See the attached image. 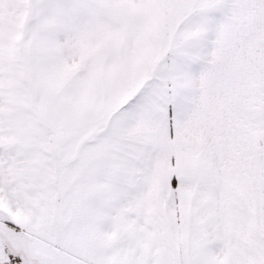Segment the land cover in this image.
Returning <instances> with one entry per match:
<instances>
[{"label": "snow or ice", "instance_id": "1", "mask_svg": "<svg viewBox=\"0 0 264 264\" xmlns=\"http://www.w3.org/2000/svg\"><path fill=\"white\" fill-rule=\"evenodd\" d=\"M0 264H264V0H0Z\"/></svg>", "mask_w": 264, "mask_h": 264}]
</instances>
